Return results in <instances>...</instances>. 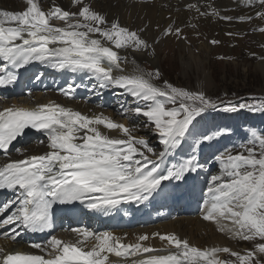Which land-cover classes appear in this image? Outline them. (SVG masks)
I'll return each instance as SVG.
<instances>
[{"label":"snow or ice","instance_id":"1","mask_svg":"<svg viewBox=\"0 0 264 264\" xmlns=\"http://www.w3.org/2000/svg\"><path fill=\"white\" fill-rule=\"evenodd\" d=\"M23 2V10L0 9V87L14 85L19 70L39 63L83 75L94 82L91 92L121 89L131 97L132 106L121 105L120 114L129 119V125L59 103L0 111V150L5 154L27 129L43 133L48 149L0 164V190L14 194V199L0 204V229H6L0 235L6 239L16 242L24 233L53 230L55 205L79 203L105 216L121 205H142L164 190V182H183L198 173L203 165L197 149L229 132L227 128H201L210 113H264V99L217 102L202 88L194 91L163 80L158 68L147 70L135 59L137 53L154 58L161 38L174 35L190 45L183 28L170 17L160 36L150 41L144 36L147 25L132 29L118 18L110 20L95 0H69L67 8L53 3L47 9L41 0ZM240 3L250 10L258 6L254 15L264 20V0ZM185 8L195 13L186 25L192 29L199 27L193 21L200 18L253 19L252 15H222L210 0L188 3ZM256 30L264 33V27ZM129 62L133 68L125 74L124 65ZM80 86L69 83L60 93L74 99ZM141 116L146 118L143 124L135 123L134 118ZM141 127L151 129L159 151L149 139L137 135ZM113 130L120 135H109ZM186 147L191 152L185 158L169 163ZM241 147L243 151L236 154L224 151L214 156L220 169L207 180L202 219L215 224L231 240L252 243L243 253L230 247L200 248L175 233H145L135 242L124 243L127 234L121 237L111 231L75 227L70 229L73 240L50 235L44 244L31 243L42 254L0 248V264H264V130L250 129ZM154 238L161 242L160 248L150 243ZM224 254L232 259L222 258ZM110 256L119 259L113 261Z\"/></svg>","mask_w":264,"mask_h":264},{"label":"bare ground","instance_id":"2","mask_svg":"<svg viewBox=\"0 0 264 264\" xmlns=\"http://www.w3.org/2000/svg\"><path fill=\"white\" fill-rule=\"evenodd\" d=\"M96 6L99 7L102 11L108 14V18L111 20L113 18H118L119 22L122 25L129 26L132 29H139L143 28L147 25V30L144 33V36L148 38L150 41L154 40L155 38L160 36V32L167 27L171 18L172 21H175L177 26L183 28V34L188 37L190 41V45L185 43L182 40H177V38L173 36H169L167 38H161L159 42L155 46V57H142L140 54H135V59L141 63L142 61L149 62L152 69V66L156 67L159 65V55L162 49L165 50L166 53H172V46H174L178 50V54L181 58V63L184 67H189L191 64L202 65L206 62L207 59H202L200 57H195L192 55V52L197 48L203 57H208L210 52L212 51V45H210L211 40H217L220 43L216 44L219 48H222V44H225L228 40L227 37H223L224 35H228L227 33H233V35L242 34L250 27L255 29V34L251 35L253 39H256V36L262 38L264 33L259 32L256 29L260 27H264V20H260L256 18L254 13L255 11L259 10L257 8L248 9L246 7L241 6L240 0H210L211 3L218 9H220L222 15L238 17L241 15H252L253 19L248 23L244 24V22H239L237 20H233L231 22L219 20L214 17H207V18H200L199 20H195L193 22L198 23L199 27L197 29H192L191 27H186L189 22V19L195 15L194 12H189L186 10L185 5L188 3H198L201 0H150L149 3L140 4L138 2H134V0H95ZM42 7L47 9L53 3L60 4L67 8L69 6V0H41ZM25 7L23 0H0V9H7L12 11L23 10ZM159 25V28L157 27ZM199 33V36L196 33ZM219 32L221 38L217 35ZM261 35V36H259ZM258 45L264 46L263 41L256 42ZM161 46V49L159 48ZM218 49V48H217ZM160 50V51H159ZM188 55V56H187ZM213 57V55H211ZM131 59V58H130ZM125 67V74L130 72L133 68V64L129 62L128 64L124 65ZM256 68L259 70L261 74L264 75V61L256 64ZM66 74H70L69 72L60 71L59 75L61 77L57 81V86L63 84L66 79L64 76ZM114 74L118 75L121 73L114 72ZM264 77V76H263ZM196 82V81H195ZM203 82V81H202ZM55 84L48 83L47 85L39 82L36 87L38 90H44L47 86H54ZM117 93L121 92V89L115 88ZM111 92L103 93L101 96L95 97L99 100L100 103H108V97ZM38 96V97H37ZM122 97V95H119ZM76 98V95H75ZM74 98V99H75ZM94 98V97H93ZM74 99H68L62 94L59 96L55 94L48 93L47 96L44 98L41 95H36V97H32L31 101H24L23 104L18 103L19 100H9L2 103L0 107V111H2L6 107H25V108H33L38 104H46V103H59L66 107H71L74 110L80 111L86 115H100L103 114L104 116H109L110 112H102L98 111L90 105H86L84 102H77ZM125 125H129L123 122ZM101 129L104 130L101 126ZM109 135L112 136H119V132L117 130L109 131ZM137 135L144 136L148 138L149 135L147 133L141 134L137 132ZM47 139L44 141V144H34L29 147V149H22L19 152V156L12 157L8 155L5 160H0V164L6 163L9 160H17L23 159L25 156L34 155V154H42L43 152L47 151ZM198 150V149H197ZM198 156V155H197ZM203 167L198 171V173L192 174V178L199 177L200 184L198 187L200 189H204L207 187V182L204 184L202 179L206 176L219 174L220 165L218 162H212L209 164L208 160L205 163L204 159L202 158L200 162ZM205 163V164H204ZM207 165V166H206ZM167 190V187L157 196V198ZM165 201L164 206L170 205L171 208H175L174 202L172 200ZM149 202H145L143 208L140 211H133L131 208H126V210L119 211L116 219L120 218L121 216L127 213L129 210L130 216L127 219H124L123 223L119 226H116V231L113 232L115 235L126 237L124 238V243H132L135 242L136 237L140 234H149L151 236L152 233L158 232L160 234L166 233H175L181 238H185L189 240V242L197 247H211V246H218V247H230L227 246L229 242V238L224 233H221L217 230L215 224L209 225L211 228L209 229V233L207 236L199 237L197 240L194 239V234L189 232L187 234L186 229L188 228H196L197 232H201L206 229H202V224H204V220L202 219V211L201 217L199 218H190L183 221H177L175 223H165L160 225V227H153V228H143L145 225L149 224L154 219L151 218V210L153 207L149 205ZM157 206H160L158 204ZM145 214L144 218H141L140 215ZM140 228H137V227ZM135 228V229H134ZM197 236V235H196ZM64 237L62 236V240ZM235 244H241L243 241H234ZM150 243L157 247H161V242L158 238H154L150 241ZM29 246H23L19 242H13L9 239L8 243L3 246V243H0V248H4L5 251H20L23 248H27ZM30 253H38L39 250H29ZM164 254V253H161ZM223 257V256H222ZM119 258L112 256L111 260L116 261Z\"/></svg>","mask_w":264,"mask_h":264},{"label":"rangeland","instance_id":"3","mask_svg":"<svg viewBox=\"0 0 264 264\" xmlns=\"http://www.w3.org/2000/svg\"><path fill=\"white\" fill-rule=\"evenodd\" d=\"M249 22H244L248 24ZM255 34V29L250 27L240 35H224L228 40L225 44H222V48H219L216 44L212 45V51L210 55L205 58L203 54L196 48L192 55L195 57H200L202 59H207L202 65L191 64L189 67H184L181 63L180 55L178 50L172 46V53H166L164 49L160 51L158 58L159 65L152 66V70L159 69L162 74L163 80L172 83L175 86H182L190 90H202L213 100L217 102H228L233 101L236 103L247 102L255 103L259 99H264V75L259 72L256 68V64L264 61L260 59L264 57V47L258 45L256 42L263 41L262 38L256 36L253 39L251 35ZM217 35L221 38L219 32ZM261 36V35H259ZM161 49V46L159 47ZM218 48V49H217ZM213 55V57L211 56ZM188 56V55H187ZM219 57H224L225 59H220ZM145 69L151 67V64L146 61L140 63ZM196 81V82H195ZM203 81V82H202ZM162 82V81H161ZM219 112L223 110H218ZM246 111V110H245ZM146 118L138 117L135 123L143 124ZM122 121L123 119H118ZM261 127H264V123H259ZM237 126H233L235 128ZM261 130H264L262 128ZM138 133H147L150 143L157 149L160 150L157 138L152 134L150 128L141 127ZM230 139H238L240 136L237 132H234ZM247 138L243 139V143ZM211 143L207 144L208 146ZM228 147L221 146L218 150L220 152L227 151ZM173 157L170 159V161ZM201 212L197 213L194 218H199ZM184 219H178L172 221H183ZM212 222L204 221L202 224V229H206L207 232L202 230L197 232L196 228L186 229L187 234L191 232L194 234V239L197 240L199 237L207 236L209 229L212 226ZM211 225V226H209ZM197 235V236H196ZM228 239V237L226 238ZM234 251H239L243 253L247 249L252 248V243L242 242L241 244H235L234 240L229 239L228 245ZM204 248V247H201ZM224 259H232L226 254L223 255Z\"/></svg>","mask_w":264,"mask_h":264}]
</instances>
